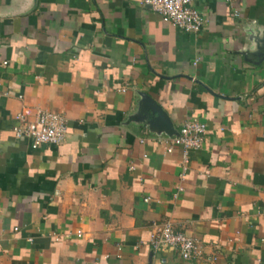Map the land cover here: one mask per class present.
I'll list each match as a JSON object with an SVG mask.
<instances>
[{"label":"crops","instance_id":"1","mask_svg":"<svg viewBox=\"0 0 264 264\" xmlns=\"http://www.w3.org/2000/svg\"><path fill=\"white\" fill-rule=\"evenodd\" d=\"M193 7L194 34L139 0H0V264H264V0ZM36 109L62 144L14 137ZM187 120L207 132L184 173L163 140ZM162 222L199 258L153 252Z\"/></svg>","mask_w":264,"mask_h":264},{"label":"built area","instance_id":"2","mask_svg":"<svg viewBox=\"0 0 264 264\" xmlns=\"http://www.w3.org/2000/svg\"><path fill=\"white\" fill-rule=\"evenodd\" d=\"M194 0H139L142 6L151 8L154 12L177 29L185 33H198L204 25V18L193 7ZM198 59L194 61L196 64ZM3 64H6L4 62ZM15 126L13 127L14 137L29 138L36 147L42 145H60L64 142L67 134L65 118L53 111L36 109L33 118L19 112L15 115ZM207 132L205 123L199 121H185L178 131L177 136L164 139L166 153H172L179 148L182 152L183 172L187 169L188 152L201 147L204 136ZM80 230L76 232L81 237ZM55 241L59 237H54ZM149 244L153 252L162 248L170 247L175 249L181 259L192 261L202 254V249L197 241L179 231L174 230L170 222L153 223L150 230Z\"/></svg>","mask_w":264,"mask_h":264},{"label":"water","instance_id":"3","mask_svg":"<svg viewBox=\"0 0 264 264\" xmlns=\"http://www.w3.org/2000/svg\"><path fill=\"white\" fill-rule=\"evenodd\" d=\"M142 108L146 110L151 109L155 115L154 122L160 124L168 135H172L173 128L170 124V121L159 106L152 104V102L149 101V98H146V102ZM177 135L178 133L175 134V136Z\"/></svg>","mask_w":264,"mask_h":264}]
</instances>
